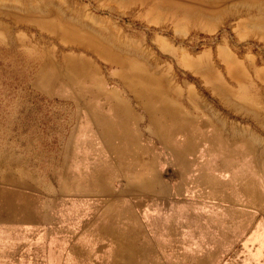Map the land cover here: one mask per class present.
Segmentation results:
<instances>
[{"label":"rangeland","instance_id":"rangeland-1","mask_svg":"<svg viewBox=\"0 0 264 264\" xmlns=\"http://www.w3.org/2000/svg\"><path fill=\"white\" fill-rule=\"evenodd\" d=\"M72 57L97 67L86 73L100 86L84 87L104 98L83 100L77 77H61ZM124 61L134 63V80L143 78L132 93ZM150 79L163 90L160 100L136 95ZM84 106L100 107L115 127L124 117L125 129L116 127L108 145ZM161 107L179 109L191 121L187 132L207 131L211 142L215 135L230 152L228 170L239 173L186 183L181 215L158 210L146 220L136 193L114 197L144 185L114 182L113 174L131 170V139L155 131L149 113L159 117ZM3 154L10 155L0 162L3 218L31 243L41 230L47 243L40 258L27 249V264H264V213L245 190L235 191L256 182L251 168L264 161V0H0Z\"/></svg>","mask_w":264,"mask_h":264},{"label":"crops","instance_id":"crops-1","mask_svg":"<svg viewBox=\"0 0 264 264\" xmlns=\"http://www.w3.org/2000/svg\"><path fill=\"white\" fill-rule=\"evenodd\" d=\"M162 109H165V107H161L159 110ZM177 110L176 113L172 114L169 112L157 113L160 115V123L155 124L156 126L153 127L155 131L152 130L151 135L148 137H143L137 131L131 139V142L134 143V149L131 150L134 161L130 165L131 170L126 174L124 170L120 169L121 171L118 174L115 172L113 174L114 182L118 176L127 179L129 185H146V191H141L142 188L135 185L134 189L130 190L131 193L114 194L115 198L124 199L126 198L124 196H128V194L133 196L136 193L138 197L136 196L135 200H139L137 203L134 202L136 206L138 204L142 205L141 199H144L146 220L152 214L157 216L158 210H160V214H166V216L181 215L180 211L182 209L178 205L179 199L183 197L180 196L182 187L186 183H190V186H196L200 182L201 184L208 183L209 178L215 179L219 176L221 178L229 173L232 175V172L226 166L227 158L231 157L230 152L224 151L220 146L214 144L215 135H213L211 142V138L207 137V131L202 132L203 135L194 131L190 132L191 130L187 132L189 126H191V121L186 122L184 115L179 112V109ZM148 121H150V125H153L151 114ZM162 123H164V127ZM141 126V119L135 117L134 127L137 129ZM159 126L162 127L161 131H157ZM196 130L198 131V129ZM151 138L158 141L160 144L159 149L153 145H148L147 140ZM143 140L147 143L144 144ZM205 141L211 142V146L201 144ZM215 143H217V138ZM116 148L118 147L116 146ZM116 148L113 146L115 151H117ZM121 154L119 157L122 156ZM165 162H169L168 165L171 166L166 170V173L161 168V164L164 167ZM101 177L104 176L101 175ZM105 180L103 181L105 182ZM156 185L160 189H156ZM158 201H160V204L157 203ZM3 212L7 216L8 209H0V264H27L24 258L30 256L27 253V249L30 247L34 249L32 255L40 258L39 254L47 248V243L45 245V242H43L45 236L41 233V230H38L36 239L31 243L25 238L26 230L23 227L10 225L8 219L3 218ZM52 263L55 262L50 259L45 261V264Z\"/></svg>","mask_w":264,"mask_h":264},{"label":"bare ground","instance_id":"bare-ground-1","mask_svg":"<svg viewBox=\"0 0 264 264\" xmlns=\"http://www.w3.org/2000/svg\"><path fill=\"white\" fill-rule=\"evenodd\" d=\"M69 60L70 61L66 65L67 66L66 68H67L68 72L63 74V76H61V77L67 78L69 76L67 79H69L73 75L75 76V78L77 77L78 82L76 83V88L78 89L80 94L83 95V100L93 101L94 102V101H97V99L100 100L101 96L104 98L106 95L103 92H101L100 90H95L94 91V90H89L86 87H84V85H86L85 82H90L93 85H97V87L100 86L98 77H96L94 74H89L88 75L86 73L89 70H92V72L94 73V71L97 70V67L93 66L90 62H87L86 60H84L82 58L78 59L76 57H72ZM112 60H114V59H112ZM132 64H134V63L129 62V61H124V62L120 63V66L123 69H125V72H126V73H124V76L126 78H128L129 80H131V82H130V87H131L130 91H131V93L133 91V87L143 81L142 77H138L137 80H134L132 78V75H135V73H134L135 70L132 69V67H131ZM56 71L59 72L58 69H56ZM70 73L72 74L71 76H70ZM73 77H71V78H73ZM150 80H149V82L152 85V80L151 81ZM58 84H60V83L58 82ZM136 95L139 96V97H142V98H148V100H150V101H152L153 99L160 100V98L163 97V90L162 89L159 90L157 88H153V85H152L151 87H149L148 89H146L144 91L142 90L139 93L137 92ZM107 96H109V95H107ZM114 97L116 98V96H114ZM108 98L109 97H107L104 100V102H102V103L100 102V104L104 105L106 103V101L108 100ZM76 99L77 100H81L82 98L80 97V98H76ZM116 102L117 101H114L115 105H113L114 112L115 113H119L120 115L121 114L124 115V113H126V111H127V108L122 106V105H117ZM83 109L86 111V114L89 117L90 116H96V118H95V120L93 122V126L96 129L102 128V130L104 131L105 136H106V140H107L106 143L108 145L111 144V140L116 138V136L119 137V135L116 134V127H119L120 129L121 128L125 129L126 121H125L124 117L123 118L121 117V120H119L118 123H116V127H115V125L113 126V124L111 125V123H108L109 120L107 121V119H104L103 116H101L99 114L98 110L100 109V107H98V106H84ZM151 111L152 110H150V114L152 116L151 117V122L153 124L160 123L159 117L153 116ZM157 111L161 112V113L167 112V111H165V109L157 110ZM162 124H163V127H164L165 126L164 123H162ZM160 129H162V127L159 126L157 131H161ZM120 137H122L121 139H123V140H126L128 138L125 135H120ZM230 137H232V133H231ZM219 143H220V140H218V144ZM249 149H250V146L247 145L246 146V150L249 151ZM9 156L10 155L6 156L4 154L0 155V162L5 164V159H8ZM258 160L259 159H255V161H257V164H258V165L256 164V168H251L252 174L256 176V182L255 183L247 182V183H244V184H240L239 183L237 185V187H235L236 190L234 188L233 189L235 191H237V192H240V191L244 192V190H245V192L247 194H249V196H252V200L254 201V204L256 205V209L260 213H264V180H262L260 178L261 177L260 173L264 172V161H261V163H260V162H258ZM261 160H263V159L261 158ZM7 161H6V164L8 163ZM222 167L224 168L225 166H222ZM253 170H254V172H253ZM238 173H239V170H236V171L233 172L232 175L235 176ZM21 174H22V172H21ZM214 181H216V179H214ZM222 181H226V180L220 179L218 185L222 186L221 183H220ZM216 183H217V181H216ZM234 186H236V185H234ZM218 188H221V187H218ZM95 189L97 190L98 188H95ZM141 191H146V185L142 186ZM98 192H103V190L102 191L98 190Z\"/></svg>","mask_w":264,"mask_h":264}]
</instances>
